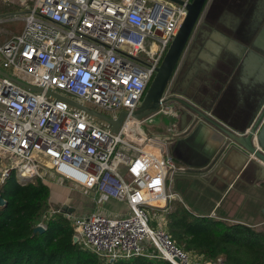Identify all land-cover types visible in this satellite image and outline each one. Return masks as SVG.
I'll use <instances>...</instances> for the list:
<instances>
[{
  "label": "built area",
  "instance_id": "obj_1",
  "mask_svg": "<svg viewBox=\"0 0 264 264\" xmlns=\"http://www.w3.org/2000/svg\"><path fill=\"white\" fill-rule=\"evenodd\" d=\"M179 1L0 0L24 11L0 15V24L23 22L0 42V186L14 174L19 181L68 183L91 198L92 213L49 208L36 227L63 213L75 244L102 264H226L184 250L159 215L178 200L174 179L187 171L170 150L183 133L181 108L171 101L179 65L157 108L135 117L187 15L191 0ZM120 113L114 133L100 116L116 120ZM158 115L173 121L165 132L147 134L142 123ZM109 200L125 213L105 214Z\"/></svg>",
  "mask_w": 264,
  "mask_h": 264
},
{
  "label": "water",
  "instance_id": "obj_2",
  "mask_svg": "<svg viewBox=\"0 0 264 264\" xmlns=\"http://www.w3.org/2000/svg\"><path fill=\"white\" fill-rule=\"evenodd\" d=\"M171 1L181 5L179 0ZM205 2L206 0H192L187 6V15L157 68L140 108L135 113L137 119L149 115L157 108L159 98L178 65L180 56L194 31ZM263 10L264 2H262L259 11L262 13ZM236 20L238 19L236 18ZM218 23L229 35H223L216 31L212 40L206 41L201 50L200 61L195 62L193 68L184 77L180 85L179 97H175L173 94L174 97L171 98V101L177 103L181 108L179 131L185 132L188 128L192 129L194 133L200 128L214 130L218 135L222 136V142L217 152L209 158V166L224 165L231 172V179L234 178L242 182L251 181L255 188L263 187L264 57L260 60L263 63V68L259 70L257 77L252 76L253 82L246 92V99L240 100L239 110L236 111L233 117H231V114L228 115V113L225 114V117L222 116L221 108L226 94L227 74L230 71L233 72L236 66L231 61H224L220 57L223 52L227 55L235 56L239 48L243 49L241 42L234 38L235 34L238 32L243 33V30L236 27V24ZM217 29L220 30V28ZM219 37H221V40L217 39ZM226 37L234 38V40L229 39L230 43L227 44L224 42L227 39ZM255 45L264 54V29L256 39ZM238 56L240 58L239 54ZM251 56L252 54L249 52V56L245 57L244 61H241L242 68L240 73L245 72L246 76L249 74L246 73V66L250 61L248 57L250 59ZM259 59L257 58V61ZM225 71H227V74H224ZM223 74L224 77H222ZM0 75L5 76L1 70ZM124 116L125 113H120L116 120L104 116H100V118L108 122L111 125L112 132L116 133ZM185 140L188 141V139ZM185 140L179 139L175 143L172 155H177L180 145L185 143ZM28 181L30 179H20V182ZM4 205L5 202L0 197V207ZM262 231L264 233V228ZM34 232L42 233L44 229L36 227ZM72 242L75 244V240H72Z\"/></svg>",
  "mask_w": 264,
  "mask_h": 264
},
{
  "label": "trees",
  "instance_id": "obj_3",
  "mask_svg": "<svg viewBox=\"0 0 264 264\" xmlns=\"http://www.w3.org/2000/svg\"><path fill=\"white\" fill-rule=\"evenodd\" d=\"M0 264H102L72 242L63 214H54L42 233L34 229L50 208L49 189L41 181L20 182L11 174L0 186ZM168 231L184 250L226 264H264V233L243 224L196 216L179 201L167 210ZM112 264H171L134 258Z\"/></svg>",
  "mask_w": 264,
  "mask_h": 264
},
{
  "label": "crops",
  "instance_id": "obj_4",
  "mask_svg": "<svg viewBox=\"0 0 264 264\" xmlns=\"http://www.w3.org/2000/svg\"><path fill=\"white\" fill-rule=\"evenodd\" d=\"M4 6L9 11L3 14L11 13L12 6ZM1 15V14H0ZM2 32V33H1ZM14 32H7L0 29V35L4 37L0 42L5 41ZM195 62L188 61L182 65L181 76L179 79L183 82L184 77L189 74ZM224 114H231V117L239 110L240 98L230 92L224 96ZM179 126V121H178ZM179 139H188L180 145L177 155H172L175 161L187 168L185 173L176 176L174 183V192L178 196L179 202L185 200L184 207L193 213L188 204L195 208L205 205L202 212H194L196 216L219 219L232 224H243L256 230L264 228V186L254 187L251 181H238L231 179V172L224 165L209 166V158L215 154L222 142V136L209 128H200L193 132L188 128L180 134L172 144H170L171 154L175 143ZM176 156V157H175ZM49 187V204L52 209H60L73 215H88L95 210L94 201L81 191L73 188L68 183L44 182ZM49 189V188H48ZM56 192H59L57 195ZM233 192L235 199L229 202L228 209L223 213H218L224 200ZM56 196H58L56 198ZM111 201V200H109ZM177 201V200H176ZM112 203H117L111 201ZM119 204V203H117ZM121 205V204H119ZM122 206V212L125 213L126 207ZM246 206H252V211H244ZM117 210L103 211L105 214L115 216ZM63 214V213H60ZM47 220V219H46ZM45 220V221H46ZM259 228V229H258Z\"/></svg>",
  "mask_w": 264,
  "mask_h": 264
},
{
  "label": "flooded vegetation",
  "instance_id": "obj_5",
  "mask_svg": "<svg viewBox=\"0 0 264 264\" xmlns=\"http://www.w3.org/2000/svg\"><path fill=\"white\" fill-rule=\"evenodd\" d=\"M262 2H264V0H206L194 27V31L178 62L179 68L171 87L172 94H174L175 97H179L178 92L182 83L179 79V75L183 67L182 65H186L188 61H200L199 57L202 56L201 50L204 44L206 41L212 40L216 31L223 35H229L223 27L218 25V22H221L230 25L236 24V27L243 30V33L238 32L234 36V38L241 42L243 49L239 48L235 56H230L223 52L220 58H223L224 61H231L234 66H236L233 72L230 71V73L227 74V71H225L224 73L228 75L225 93L232 92L236 94L240 100L246 99V92L253 82L252 76L257 77L259 70L263 68V63L260 60L264 57V54H262L255 45L256 39L264 29V10L262 13L259 11ZM236 18L238 20H236ZM217 28H220V30ZM228 37H226L227 39L224 41L227 44L230 43L229 39L232 41L234 40V38ZM217 39L221 40V37ZM249 52L252 56L250 59L248 57V60L252 61L251 63L250 61L247 63L246 73L249 74L246 76L245 72L240 73V69L242 68L241 61H244L243 59L249 56ZM257 58H260L259 61H257ZM224 74L222 77H224ZM224 108L223 102L221 110L224 111ZM222 116L225 117V114L222 113Z\"/></svg>",
  "mask_w": 264,
  "mask_h": 264
},
{
  "label": "rangeland",
  "instance_id": "obj_6",
  "mask_svg": "<svg viewBox=\"0 0 264 264\" xmlns=\"http://www.w3.org/2000/svg\"><path fill=\"white\" fill-rule=\"evenodd\" d=\"M192 1V0H191ZM28 5H31V2L28 3ZM4 6H0V14H3V12H6V11H9L8 8H5V9H2ZM12 12L11 13H19V15L22 14V12H24L22 9H20L18 6H12ZM23 25V22L21 20H18V21H6V22H3L0 24V29L3 30V31H7V32H19L21 30V27ZM2 33V32H1ZM4 37V35H0V40ZM154 78V77H153ZM152 78V80H153ZM151 83V82H150ZM150 86V84L148 85V87ZM148 89V88H147ZM147 91V90H146ZM146 93V92H145ZM108 115L111 116L110 113H106ZM172 119L170 117H167L166 115H158L157 117L155 118H149V119H146L144 120V122L142 123V127H143V130L147 133V134H159V133H163L166 131L167 127L172 123ZM120 173H123L124 169L123 168H120ZM176 179V177H175ZM175 179H174V183H175ZM174 183H173V188H174ZM49 190L51 191V186L48 187ZM174 191V189H173ZM52 193V191H51ZM57 195L59 194V192H56ZM235 196L233 192H231L227 198L224 200V202L222 203L221 207L219 208V212L218 213H223L225 212L228 207H229V202H231L232 200L235 199ZM58 196H56L57 198ZM179 199V198H178ZM181 200V199H180ZM180 200H177V201H180ZM172 203V202H171ZM170 203V204H171ZM186 205V202L185 200L182 202ZM201 206L200 208H195L193 205L191 204H188V208L194 213V212H202V210H205V205L207 204H204L202 206V202L199 203ZM111 211V210H117L116 212L118 213H123L122 212V206L119 205V204H115V203H112L111 201H107L105 203V205L103 206V211ZM244 211H252V206H246ZM166 213L167 212H162L161 210L159 211V215H164L166 216ZM58 214V213H56ZM150 214L154 217L156 214L153 212V211H150ZM68 219V218H67ZM68 223H69V226H70V219H68ZM253 227V226H252ZM71 228V227H70ZM259 229V228H258ZM256 230V229H255Z\"/></svg>",
  "mask_w": 264,
  "mask_h": 264
},
{
  "label": "bare ground",
  "instance_id": "obj_7",
  "mask_svg": "<svg viewBox=\"0 0 264 264\" xmlns=\"http://www.w3.org/2000/svg\"><path fill=\"white\" fill-rule=\"evenodd\" d=\"M161 203H159V205H160Z\"/></svg>",
  "mask_w": 264,
  "mask_h": 264
}]
</instances>
